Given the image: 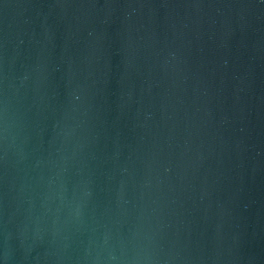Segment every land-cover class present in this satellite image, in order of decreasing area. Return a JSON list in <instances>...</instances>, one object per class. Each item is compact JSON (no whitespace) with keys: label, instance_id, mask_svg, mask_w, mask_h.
<instances>
[{"label":"water","instance_id":"95a60500","mask_svg":"<svg viewBox=\"0 0 264 264\" xmlns=\"http://www.w3.org/2000/svg\"><path fill=\"white\" fill-rule=\"evenodd\" d=\"M0 264H264V0H0Z\"/></svg>","mask_w":264,"mask_h":264}]
</instances>
